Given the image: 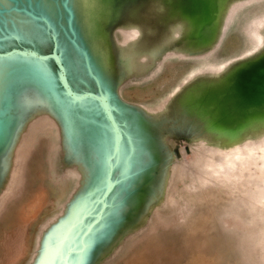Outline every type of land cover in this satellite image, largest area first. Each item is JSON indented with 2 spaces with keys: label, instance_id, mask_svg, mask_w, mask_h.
<instances>
[{
  "label": "water",
  "instance_id": "water-1",
  "mask_svg": "<svg viewBox=\"0 0 264 264\" xmlns=\"http://www.w3.org/2000/svg\"><path fill=\"white\" fill-rule=\"evenodd\" d=\"M245 1L0 0V199L35 117L55 122L61 159L78 173L28 264H97L141 227L179 157L170 135L221 150L264 140V36L251 52L192 72L158 109L119 93L134 64L207 55L230 7Z\"/></svg>",
  "mask_w": 264,
  "mask_h": 264
},
{
  "label": "rangeland",
  "instance_id": "rangeland-1",
  "mask_svg": "<svg viewBox=\"0 0 264 264\" xmlns=\"http://www.w3.org/2000/svg\"><path fill=\"white\" fill-rule=\"evenodd\" d=\"M245 2L230 7L207 55L169 52L147 68L134 64L119 86L121 97L158 109L192 72L255 49L264 36V0ZM115 39L125 41V35L115 31ZM167 140L169 147L187 144L189 151L179 146L161 201L97 264H264V140L245 139L227 150L207 149L203 140L176 134ZM61 151L50 117L28 122L0 199V264L30 262L47 227L39 233L40 228L59 214L76 187L78 173L63 163ZM223 165L225 172L219 171Z\"/></svg>",
  "mask_w": 264,
  "mask_h": 264
}]
</instances>
